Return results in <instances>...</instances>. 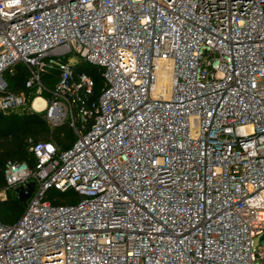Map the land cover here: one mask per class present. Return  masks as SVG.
<instances>
[{"label": "built area", "instance_id": "obj_1", "mask_svg": "<svg viewBox=\"0 0 264 264\" xmlns=\"http://www.w3.org/2000/svg\"><path fill=\"white\" fill-rule=\"evenodd\" d=\"M25 107L75 137L6 164L0 198L34 190L0 264H264V0H0V112Z\"/></svg>", "mask_w": 264, "mask_h": 264}, {"label": "trees", "instance_id": "obj_2", "mask_svg": "<svg viewBox=\"0 0 264 264\" xmlns=\"http://www.w3.org/2000/svg\"><path fill=\"white\" fill-rule=\"evenodd\" d=\"M101 71V69L95 66H91L89 70H82L79 65L75 66L76 74L79 72L86 73L94 82V93L92 96L88 97V100L94 99L102 86ZM6 79L9 90L18 93L24 88L25 80L27 79V72L23 66L17 65L12 74H6ZM11 79L14 81L16 80L17 82L20 81V83L11 84ZM42 80L44 84L52 87L58 80V72L56 69H49L42 76ZM81 96L86 101V98L82 94ZM33 114L39 118L38 121L35 123L32 122L29 129L15 132L12 129L10 131V120L7 118V115L0 112V191L3 190L6 185L4 170L8 162H28L30 164L33 162V158L29 152L30 143L52 139L60 149H66L70 147L74 141V138L71 137L66 139L65 134H67V132L69 133V130L71 131V127L68 123L49 132L47 125L42 118V114ZM24 117L27 120L29 119L28 114L24 115ZM12 124L13 122L10 123V125ZM58 198L60 202L72 203L79 200L80 197L75 195L73 198L66 193L60 194ZM2 205L9 209L13 218V223L20 217L25 207V203L16 198L14 191H9L7 193V198L0 201V206Z\"/></svg>", "mask_w": 264, "mask_h": 264}, {"label": "rangeland", "instance_id": "obj_3", "mask_svg": "<svg viewBox=\"0 0 264 264\" xmlns=\"http://www.w3.org/2000/svg\"><path fill=\"white\" fill-rule=\"evenodd\" d=\"M65 59L67 60L68 63H70L71 65H79L81 67L82 70H89L90 69V65L83 63L81 61V59L79 57H77L76 55L73 54H68ZM18 84L20 83V81H14L13 79H11V84ZM36 113L38 115L41 114V112L38 111H34L32 109H30L29 107H25V108H18L16 110H12L10 112H7L5 115H7V118H9L10 123L13 122L12 125H10L9 123V127H10V131L11 129L13 131H23L24 129H29L31 127L32 122H37L38 121V117L33 114ZM28 114L29 119L27 120L24 115ZM8 130V129H7ZM66 135V139L67 138H74V133L69 130V133L67 132ZM57 145V144H56ZM58 146V145H57ZM69 195H72V192H68ZM4 198H0V201L3 200ZM0 221L5 224V225H11L13 224V218L12 215L9 212L8 208H5V206H0ZM253 245L254 247L258 248V240L255 238L253 241ZM261 264V263H258Z\"/></svg>", "mask_w": 264, "mask_h": 264}, {"label": "water", "instance_id": "obj_4", "mask_svg": "<svg viewBox=\"0 0 264 264\" xmlns=\"http://www.w3.org/2000/svg\"><path fill=\"white\" fill-rule=\"evenodd\" d=\"M27 190H24L23 186L16 187L14 189V193L16 195V198L22 202H27L29 197L31 196L33 190H34V183L28 182L26 183ZM263 238V237H262Z\"/></svg>", "mask_w": 264, "mask_h": 264}, {"label": "bare ground", "instance_id": "obj_5", "mask_svg": "<svg viewBox=\"0 0 264 264\" xmlns=\"http://www.w3.org/2000/svg\"><path fill=\"white\" fill-rule=\"evenodd\" d=\"M40 104H41V99L37 98V99L35 100L34 105H35V106H38V105H40Z\"/></svg>", "mask_w": 264, "mask_h": 264}]
</instances>
